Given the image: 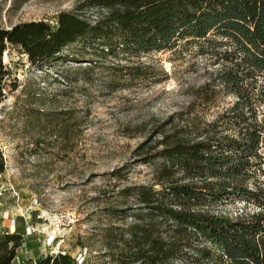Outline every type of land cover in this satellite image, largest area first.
I'll return each instance as SVG.
<instances>
[{
  "label": "rangeland",
  "instance_id": "374dc122",
  "mask_svg": "<svg viewBox=\"0 0 264 264\" xmlns=\"http://www.w3.org/2000/svg\"><path fill=\"white\" fill-rule=\"evenodd\" d=\"M88 1L0 0V28L12 29L30 21L55 25L62 12L72 13ZM212 50L208 44L202 53L198 45L182 43L173 51L109 58L101 62L107 66L112 62L141 64L143 70L136 71L135 77L100 67L86 78L74 74L92 59L82 43L67 47L63 61L44 68L31 66L18 49L8 50L4 64L12 71L11 81L17 78L18 89L9 92L0 105V141L15 189L0 198V227L6 229L11 219L17 220L15 231L23 236L31 227L20 258L37 261L61 251L77 257L87 253L83 244L94 251L88 264H102L99 239L93 235L105 224L124 223L105 212L132 203L120 197V191L153 183L163 165L159 156L164 149L162 133L188 127L186 136L194 137L198 128L239 102L226 87L203 91L213 81L217 85L221 68ZM74 57L84 60L80 64L69 61ZM60 73L70 75L69 85L57 81ZM112 79L121 80L111 85ZM252 84L242 91L245 112L255 117L251 122L264 126V73ZM32 94L38 100L29 106L27 96ZM66 117H73L69 134ZM260 152L262 160L252 159L248 175L233 182L235 195L212 199L201 208L233 218L245 215V192L264 189V139ZM257 210L251 205L245 212Z\"/></svg>",
  "mask_w": 264,
  "mask_h": 264
},
{
  "label": "trees",
  "instance_id": "16d2710c",
  "mask_svg": "<svg viewBox=\"0 0 264 264\" xmlns=\"http://www.w3.org/2000/svg\"><path fill=\"white\" fill-rule=\"evenodd\" d=\"M85 12L92 15L86 17ZM79 43L92 57L86 61L88 67L74 72L85 78L100 67L135 77L143 70L141 64L107 66L101 60L173 51L182 43L196 44L204 53L209 44L222 63L217 85L213 81L203 91L226 87L239 100L214 122L198 128L194 137L186 136L188 127L162 133L163 165L153 183L120 191L118 195L132 203L105 212L124 223L105 224L93 235L99 239L102 264H264L263 188L245 192V215L237 218L201 208L212 199L235 195L233 182L248 175L252 159L262 160L264 126L250 121L255 117L245 112L242 91L264 73V0H90L72 13L62 12L55 25L30 21L0 28V105L18 89L17 78L11 81L12 71L4 64L10 48L24 54L31 66L44 68L63 61V51ZM73 59L69 61L76 64L84 60ZM57 78L61 84L71 82L63 73ZM36 97L27 96L29 106ZM71 120L66 117L67 134ZM5 166L0 141V174ZM251 205L258 210L245 212ZM23 242L18 230L0 234V264H13ZM80 245L88 251V264L94 251ZM27 263L77 264L65 251Z\"/></svg>",
  "mask_w": 264,
  "mask_h": 264
},
{
  "label": "built area",
  "instance_id": "2783aa9c",
  "mask_svg": "<svg viewBox=\"0 0 264 264\" xmlns=\"http://www.w3.org/2000/svg\"><path fill=\"white\" fill-rule=\"evenodd\" d=\"M14 189L15 188H13V186H12V174H11V172L9 170V167H8L7 161H6L5 170L3 171V173L0 174V198H2L8 192L14 191ZM6 219H9V217L7 216ZM11 220H12L11 221V225L16 228L17 227V220H14V219H11ZM11 225H10V227H11ZM10 227H8L6 229L5 228L3 229V227H0V234L1 235H4V234H14V233H16V231L14 233L11 232V228ZM26 230H27V232H29V234L27 233V235L24 236L23 245L17 251L18 254L15 257V259L13 260V264H28L26 261H24L19 256V254H20L19 251L21 249H26V247H27V240L25 239L26 236H31L32 235V230H31V227L29 225L27 226ZM54 242H55V238H53L51 240L49 246H53ZM53 254H57V253H54L53 252ZM53 254L52 253L51 254H47V255H45V257L48 256V255H53ZM86 257H87V253H85V254H79L76 257L77 264H84L85 263V260H86Z\"/></svg>",
  "mask_w": 264,
  "mask_h": 264
},
{
  "label": "bare ground",
  "instance_id": "6f19581e",
  "mask_svg": "<svg viewBox=\"0 0 264 264\" xmlns=\"http://www.w3.org/2000/svg\"><path fill=\"white\" fill-rule=\"evenodd\" d=\"M7 214H8V213H7ZM10 228H11V232H13V233H14V231H15V229H16V228H15L14 226H12V225H11V227H10Z\"/></svg>",
  "mask_w": 264,
  "mask_h": 264
}]
</instances>
